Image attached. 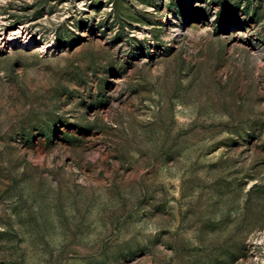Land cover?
Returning a JSON list of instances; mask_svg holds the SVG:
<instances>
[{
    "label": "rangeland",
    "instance_id": "1",
    "mask_svg": "<svg viewBox=\"0 0 264 264\" xmlns=\"http://www.w3.org/2000/svg\"><path fill=\"white\" fill-rule=\"evenodd\" d=\"M0 22V264H264V0Z\"/></svg>",
    "mask_w": 264,
    "mask_h": 264
},
{
    "label": "bare ground",
    "instance_id": "2",
    "mask_svg": "<svg viewBox=\"0 0 264 264\" xmlns=\"http://www.w3.org/2000/svg\"><path fill=\"white\" fill-rule=\"evenodd\" d=\"M2 1V0H1ZM1 23V22H0ZM27 26V25H26ZM26 26H18L17 28L9 31H1L0 29V44H7L9 42L17 41L18 38H21L22 42L27 43V45L30 44L32 41L31 32H28V29ZM47 44L40 45L39 50L42 51L44 48L46 49Z\"/></svg>",
    "mask_w": 264,
    "mask_h": 264
},
{
    "label": "built area",
    "instance_id": "3",
    "mask_svg": "<svg viewBox=\"0 0 264 264\" xmlns=\"http://www.w3.org/2000/svg\"><path fill=\"white\" fill-rule=\"evenodd\" d=\"M45 49V48H44Z\"/></svg>",
    "mask_w": 264,
    "mask_h": 264
}]
</instances>
